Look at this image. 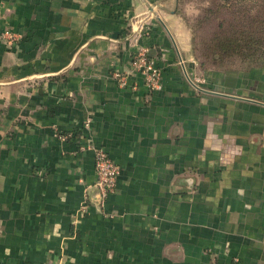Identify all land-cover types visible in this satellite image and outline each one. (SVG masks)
<instances>
[{
  "label": "crops",
  "instance_id": "crops-1",
  "mask_svg": "<svg viewBox=\"0 0 264 264\" xmlns=\"http://www.w3.org/2000/svg\"><path fill=\"white\" fill-rule=\"evenodd\" d=\"M199 1L0 0V264H264V67L201 69Z\"/></svg>",
  "mask_w": 264,
  "mask_h": 264
},
{
  "label": "trees",
  "instance_id": "trees-1",
  "mask_svg": "<svg viewBox=\"0 0 264 264\" xmlns=\"http://www.w3.org/2000/svg\"><path fill=\"white\" fill-rule=\"evenodd\" d=\"M221 1L224 3L230 2V0ZM210 9L206 7L202 14L196 18L199 26H201L202 19L209 18ZM243 28L241 24L234 23L227 35L223 34L226 31L224 30L225 27L219 23L217 33L207 40L199 41H196L194 28L195 52L201 59V69L206 71L211 68H230L235 66L264 67V34H260L262 32L257 30L259 38H252L257 33L248 37Z\"/></svg>",
  "mask_w": 264,
  "mask_h": 264
},
{
  "label": "built area",
  "instance_id": "built-area-1",
  "mask_svg": "<svg viewBox=\"0 0 264 264\" xmlns=\"http://www.w3.org/2000/svg\"><path fill=\"white\" fill-rule=\"evenodd\" d=\"M133 66L137 74H140L145 86L149 91H159L163 88V69L158 63V59L151 56L148 48H138L132 58ZM114 77L126 84V76L116 73ZM188 80L200 93H207L210 90L206 87L207 79L199 74H191ZM95 154L96 180L93 187L96 190L98 204L102 207L107 198L116 190L117 180L120 175V166L109 156L105 149L92 146ZM87 211V206L82 207V212ZM237 261V260H235Z\"/></svg>",
  "mask_w": 264,
  "mask_h": 264
},
{
  "label": "rangeland",
  "instance_id": "rangeland-1",
  "mask_svg": "<svg viewBox=\"0 0 264 264\" xmlns=\"http://www.w3.org/2000/svg\"><path fill=\"white\" fill-rule=\"evenodd\" d=\"M194 1L200 2L199 0ZM206 7L211 8L209 18L202 19L201 26L198 25L196 19L193 21L196 41L211 38L218 32L219 23L223 24L226 30L223 34L227 35L234 23L241 24L248 37L257 33L252 38H259L257 30L262 32L260 34H264V0H230L228 3L221 0H208L203 4L200 14Z\"/></svg>",
  "mask_w": 264,
  "mask_h": 264
},
{
  "label": "water",
  "instance_id": "water-1",
  "mask_svg": "<svg viewBox=\"0 0 264 264\" xmlns=\"http://www.w3.org/2000/svg\"><path fill=\"white\" fill-rule=\"evenodd\" d=\"M95 198H96L97 202H99L98 199H97V197H96V194H95Z\"/></svg>",
  "mask_w": 264,
  "mask_h": 264
}]
</instances>
